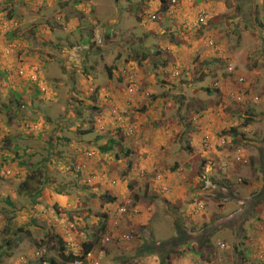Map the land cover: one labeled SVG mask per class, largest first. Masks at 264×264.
<instances>
[{"label": "rangeland", "instance_id": "obj_1", "mask_svg": "<svg viewBox=\"0 0 264 264\" xmlns=\"http://www.w3.org/2000/svg\"><path fill=\"white\" fill-rule=\"evenodd\" d=\"M178 1L173 15L159 11L162 0H0V154L8 159L4 162L0 158V165L11 166L7 170L10 173L0 170L1 175H7L5 184L8 183L0 186V212L3 208L7 216L17 212L20 227L30 216L21 233L27 241L17 248L12 246L15 253L5 256L2 264H40L41 258L45 260L43 264L50 259L61 264L58 240L48 241L44 235L68 240V250L78 253L79 243L100 234L104 214L109 215V234L92 254L100 258L101 264H192L195 255L185 257L177 251L192 242L174 241L178 235L176 227L187 224L193 232L202 228L185 217L191 201L173 203L169 197L175 194L187 198L191 191H199L195 186L200 183V177H196L200 174L201 179L210 176L214 184L264 185V3ZM201 6L209 9L212 18L197 30L191 24L195 10ZM10 12L16 14L13 19H9ZM90 30L94 31L95 40L84 44ZM144 53L150 61L142 59ZM227 64L245 77L242 86L235 78L227 77ZM93 65L94 71L89 69ZM176 66H191L182 80L187 83L186 88L180 79L172 77ZM108 67H115L113 79L109 78ZM134 81L139 90L130 95L129 85ZM142 83L146 86L142 87ZM235 88L249 89L248 94L257 96L258 101H232L229 93ZM97 96L101 111L93 108V98ZM135 97H142L140 106L145 103L146 108L136 107ZM161 100H165L164 111L171 123H158L153 134L157 142L146 151L153 156L172 137V150L179 151L177 159L172 158L167 166L162 163L155 170L151 163L142 166L148 171L147 180L135 171L133 175L122 171L127 176L123 178L120 171L110 169L115 162L111 157L100 162L97 147L113 139L126 150L129 123L139 129L144 121L155 118L159 108L148 107L151 101ZM125 102L133 103L135 117L127 118L131 110ZM27 124L32 126L30 135ZM99 134L102 138L95 146ZM6 146L9 152L3 151ZM155 146L157 151L150 150ZM239 151L249 159L247 164L235 161ZM87 152L92 156L88 162ZM174 163L177 167L184 165V169L171 177ZM209 163L213 166L208 167ZM186 165L189 167L185 170ZM235 166L234 176L231 169ZM124 168L125 165L120 167ZM81 169L86 170L83 175L78 173ZM189 169L197 181H187L185 187L174 186L171 181H185ZM33 174L31 191L41 188L42 197L31 216L32 204L20 194L19 186ZM47 177L52 184L42 183ZM86 178L91 179L92 186L85 185ZM135 178L137 182L131 187ZM152 183L156 191L150 193ZM94 184L100 185L99 190ZM58 190L69 195L66 207L55 206ZM109 190L117 199L110 204L103 200ZM219 196L204 202V210L210 214L220 210L223 206L218 203ZM6 199L14 207L8 206ZM243 207L238 199L229 201L224 210L226 219L219 221L227 227L218 229L226 233L208 240L213 245L218 242L216 239L222 240L220 243L226 248H217L210 263L215 264L222 257L224 264H264V218L258 220L255 213L250 216L251 204ZM201 209L197 207L195 214ZM258 211L264 214V205L260 204ZM8 224L0 213V251L5 246L7 235L3 230ZM121 234L134 238L122 242L118 240ZM35 241L41 244L39 251L35 250Z\"/></svg>", "mask_w": 264, "mask_h": 264}, {"label": "crops", "instance_id": "obj_2", "mask_svg": "<svg viewBox=\"0 0 264 264\" xmlns=\"http://www.w3.org/2000/svg\"><path fill=\"white\" fill-rule=\"evenodd\" d=\"M185 18L187 19V17H185ZM195 21H196V19H195ZM166 44H168V43H166ZM168 46H171V48L175 47L174 45H168ZM177 63H180V62H177ZM176 67L179 68L180 66H176ZM189 68H191V66L187 67V69H189ZM144 86H146V84H144ZM142 87H143V85H142ZM96 90L98 91V88ZM93 99H94V101L96 100V103H94V106H97V104L99 103L98 96L93 98ZM134 99H136V97ZM135 101H137L136 103L138 104V106L135 105L136 107H138V108L139 107H142V108L146 107L145 103L142 104V106H140L141 103L144 101V99H142V97L136 99ZM163 102H164V100H161V101H157L154 104V105L159 104V107H160L158 109L159 115H157L158 112H156V114H154L155 118L152 117V120H149L148 122L144 121L143 125L139 126V130L136 132L137 134L134 135V137L132 139L128 140V144H129L128 148L133 150V152L135 154V157H136L137 164L140 166V169H142L141 168L142 166H143V168L144 167H148V166H145V165H147V163H151L152 164L151 166H154V167H151L152 170H155L156 168H159L160 165H162V163L164 164V166H167L168 163L171 161V159L172 158L173 159H175V158L177 159V155L179 154L178 153L179 151L173 152V150H172V143L174 142L173 140H171L172 137H170L164 143V145H162L161 149H158V151L163 150L162 153H158V151L156 150V148H157L156 146L153 147L152 149H150V150L157 151L155 154H153V156H150V152L146 151V150H148L147 147H150L152 144L157 142L156 141L157 139H153V137H154L153 135L146 142H143V143H141V142L131 143L135 139V137L139 134L140 130L145 128L147 123H152L153 128H154L156 123L161 122L160 125L163 124L164 118L166 117V114H165V111H164L165 107L162 105ZM132 105H133V103H132ZM132 105L131 104L129 105V110H131V111H129V113L127 115L128 119H131L134 116L135 110H133L134 107ZM170 106L172 107V104H170ZM171 107H169V108H171ZM98 111H100V109ZM147 113L151 116V111H148ZM167 123L170 124L171 121H169ZM130 126H132V125H130ZM155 129L157 130L158 128H155ZM162 129H165V128H162ZM95 140L96 141L93 143V145L96 146L97 145L96 143H97L98 139L96 138ZM192 140L193 139H191L190 141H192ZM102 145L105 146V145H107V143H102ZM179 150L181 152L185 151L184 149L181 150V148H179ZM193 154H197V153L193 152ZM99 156H100V153H99ZM106 157H109V158L111 157L112 159H114L113 156L111 154H109V155H105V156L101 157L100 162H104L105 163L106 160H107ZM148 159H154V161L148 160ZM90 161H91V159H90ZM124 161H125V163L122 162V161L113 162V164L110 165L111 166L110 169L112 170L116 166H119V163L121 164V166L128 163L126 159ZM96 164H98V163L96 162ZM138 165H136L133 168V170L136 171ZM211 165L213 166L212 163H209L208 167L211 166ZM183 166L176 167L175 170H172V171H174V173H172L173 175L171 177H175L177 175H180V172H182V170L184 169ZM188 167L189 166L186 165L185 166V170ZM93 170L96 171L98 169L96 167H93ZM191 170L192 169L188 170L189 174L186 175L188 177L185 179V181L182 180V179L177 180L176 182L175 181L174 182L171 181L173 183V185L174 186L175 185H179L180 187H182V186L185 187V185L186 186L188 185V182L191 183L192 180L197 181L196 179L192 178V174H190ZM236 172H237V167L235 166L233 169H231V173H232V175L235 176ZM133 174H134V172L130 173L129 175H133ZM184 174H186V172ZM196 177H200L199 178L200 183H198L195 186V187L199 188V191L193 192V191L189 190V191H191L192 195L188 194L187 198H185L184 196L175 195V194H172L169 198L173 201V203L174 202H179L181 204L182 203L187 204V202L191 201V206L192 207L188 208L187 210L184 209L182 212H184L186 210V213H187V214L185 213L186 219H188V221L191 222V223L200 224V227L202 229L199 232H193L192 229H190V228L187 229V227H188L187 224L184 225L183 227H179L178 226V227H176L178 235H177V237L174 238V241L179 239V240H182V242H183L184 241L183 239H188L190 242H192L191 245L185 244V246H182V248H183L182 250H180V251L177 250L178 252L183 253L184 255H186L185 257H188L189 255H195L196 260H192V264H195V263L196 264H199V263L200 264H212V262L210 263L209 261L210 260L213 261V258H214V257L212 258L213 253L215 252V254H216L218 252L217 248L219 249L218 244L220 242H224V241L216 239V238L219 235H224L226 233V232H219L218 229L220 230L222 228L224 229L225 227H227V225L224 222H219V221H221V220L224 221L226 219L227 215H226V211H224V210L227 209L229 201L230 200H234V199H238L240 201V206L241 207H243V206L245 207L247 205L250 206V204H251V208H250L251 213H249L250 216L255 213L257 219L260 220L261 217L264 218V214H262L263 210H262L261 214L258 211L259 205L260 204L264 205V191H263L264 189L261 191V189L263 188L264 185L263 186H257V185L255 186L254 182H252L253 184L252 183L249 184V187L248 186H244L243 187V185L237 184V182H236V185L235 184H225V183L224 184H218V183L214 184V182L210 178V176H208V178L206 177V179H201L203 177L201 174L200 175H196ZM142 178L143 177H141V179ZM154 191H156V190L154 188V184L152 183L150 185V187H149V192L152 193ZM162 193H164L163 190H162ZM213 195H215V196H213ZM218 195H221L218 198V200H219L218 203L221 204L223 207H221L220 210L215 211L213 214H210L209 212L204 210L205 209L204 205H206V204H204V202L209 200L211 197L216 198ZM222 196H225L226 199L223 200L221 198ZM181 198H183V199H181ZM185 199H188V200L186 201ZM257 202H263V203H257ZM254 205H255V207H254ZM197 207H199V208L202 207V209L198 212L199 214H195V212H194V211L197 210ZM252 209H254V211ZM178 214H179V212H178ZM214 214L216 216H213ZM256 229L260 230V228H256ZM255 233L257 235L259 234V232H255ZM214 235L217 236V237H214V239H216L215 241H218V242H216L215 245H213L210 242H208V240L212 239ZM251 236H252L251 238L253 240V236L254 235H251ZM258 241H261V240L259 239ZM201 244H203V245H201ZM210 244H211V247H210ZM212 245L214 247H212ZM198 259H199V261H197Z\"/></svg>", "mask_w": 264, "mask_h": 264}, {"label": "trees", "instance_id": "obj_3", "mask_svg": "<svg viewBox=\"0 0 264 264\" xmlns=\"http://www.w3.org/2000/svg\"><path fill=\"white\" fill-rule=\"evenodd\" d=\"M162 3H164L166 5V1L165 0H162ZM164 4H163V8H161L159 10L161 13H164L166 11V6L164 7ZM13 16H16V14L10 12L9 13V19H13ZM157 16L159 17V13H157L156 17ZM19 18H22V17L19 16ZM8 36H9V34H8ZM14 39H16V37ZM115 39L116 40H119L118 38H115ZM92 40H95V33H94V31L90 30L88 37L87 38L85 37V39H83V41H84V44H90L92 42ZM90 48H91V45H90ZM160 48L162 49L161 46H160ZM160 52L162 53L163 51H160ZM160 52H156V55H159ZM142 59L146 60L147 62L151 60L150 56L147 55L146 53L143 54ZM175 64H174V66H175ZM90 67H89L90 70H93L94 71L96 69L95 65H93L91 68ZM113 68H115V67H108V72H109V78L110 79H113L114 78V74H113V71H112ZM89 69H85L84 71L85 72L87 71V72L90 73ZM190 70H191V68L187 69L185 66H180L177 69V73H176L175 77L173 75H172V77H174V79H180L178 81L182 84V86L184 88H186L188 85H186L187 83L184 82V81H182V80L184 79V77H183L184 75L185 76H188V73H189ZM168 77H171V76L168 75ZM181 77H182V79H181ZM119 80L121 82L123 81L122 78H120ZM144 84L145 83H142V85H144ZM38 92H40V90H38ZM215 92L216 93L219 92L218 87L216 88V91ZM208 93L209 94H212L210 90H209ZM161 96H163V95H161ZM156 102L157 101H155V102H152L151 101L148 108L150 109L151 107H153ZM162 105L163 106L165 105V100H164V102H163ZM155 107L156 108H160L159 107V104H157ZM93 108L95 110H99L100 109V111H101V108H99V106H94ZM144 108H146V107H143V109ZM157 127H158V123L155 124L154 128H157ZM92 129H90L89 132H92ZM26 130H27L28 134L30 135L31 134V130H32V126H30V124H27ZM136 134L137 133L135 131H134V134L131 135V136H128L127 133H126L127 139L128 140L129 139H132L134 137V135H136ZM101 138L102 137L99 134L98 137H97V139L100 140ZM65 140H66V142L69 141L68 138H66ZM98 140H97V142H98ZM50 145H52V144H50ZM97 148H98L97 149L98 150V154L100 153V156L101 157H103L105 155L111 154L113 156V158L115 159V162L122 161V162L125 163L124 160L125 159L127 160L128 163L125 164V166H126L125 169H120V167H121V164L120 163H119V166H116L115 168H113V171H115L116 173H119V171H120V174H121V176L123 178H127V176H125L122 171H125L126 173L127 172H131L132 173V172L135 171V170H133V167H135L138 164H137L136 157H135V154H134V152H133L132 149L126 147L127 149L125 150L124 149L125 147H123V148L121 147L120 142H117L116 140H113V139H110V141L107 142V145H105V146L104 145L98 146ZM15 149H17V151H18L19 147L17 146ZM26 149H27V146H26ZM90 149L91 148H89L88 150H90ZM48 150H51V149H48ZM3 151H8L9 152L10 151L9 146H6V149L3 150ZM81 152H82V149H81ZM0 158L4 162L8 160L4 155H1V154H0ZM89 160H90V158L87 157V162ZM237 164H241V163H237ZM176 167H177V163H174V165L170 169L171 170H175ZM9 168H11V166L0 165V170L1 169L6 170V171H3V174H6L7 172L10 173V171H7ZM78 171H79L78 173L79 174H82V175H83V173L86 172V170L84 171L82 169H81V171L80 170H78ZM92 172H94V171H92ZM136 172L138 174H140V176H142L144 178V180H147L148 177H149V175L147 174L148 172L145 171V170L143 171L142 169H140V166L139 165L137 166V169H136L135 173ZM141 173H142V175H141ZM87 176L89 178L91 177V175L90 176L87 175ZM6 178H7V175H1L0 174V186H1V188L4 187V184H5V181H6L5 179ZM34 180H35L34 174L33 175H30L19 186L20 187L19 190L21 191L20 194L25 195L30 200V202L32 204L31 209H30V212H31L30 215L31 216L34 215V214H32V211H33L34 206L36 204H38V199L42 197V189L41 188L34 189V192L31 191L32 183L34 182ZM89 181H91V179H88V178L85 179V185L86 186H92V184ZM134 182H137V179L136 178L133 179V180H131V183H130L131 184V187H133V183ZM42 183L44 185H46V184L47 185L48 184L49 185L52 184V182H51V180H50L49 177L45 178V181H43ZM7 184H5V185H7ZM93 187L95 188V190H99L100 185L94 184ZM113 192H114L113 190H109L103 196V200L106 199V202L105 203H109L110 204V203L116 202L117 199H116V196L113 195L114 194ZM68 196L69 195L65 194L64 192H62L60 190L56 191V193H55V199H56L55 206L56 207H58V206L59 207H61V206L62 207H66L67 206V203L66 202L68 200ZM136 197H137V195H136ZM6 204L8 206L10 205L11 207H14V205L10 201V199H6ZM6 212H7V210L5 208H3L1 210V212H0L2 215H4V218H6V220L9 222V224L6 225V227L3 230V232L7 235V239L5 241H3L5 243L4 244L5 246H3V249L0 251V263L1 264L3 263V259L5 258V256H10V255H12V254L15 253L14 250L12 249V246H15L17 248L19 246V244L23 245V243L27 241V239L24 236H22V234H21L23 232L22 225L27 224L28 221H29V219H30V216L27 217L26 219L24 218L25 220L22 221L23 223H22V225L20 227V224L19 223L21 221H16L17 220V217H16V213L17 212L12 211V212H10L11 215H9V216L6 215ZM108 218H109V215L108 214H104L103 222H100L101 223L100 234L93 235V238L92 239H89V240L88 239H85L82 243H79L80 246L78 245V247H77L78 248V253L75 252L74 250H72V251L68 250V243H69V241L68 240L61 239V237L58 236V235H56V236H54V238H52L48 234H45L44 237L48 241L58 240L59 245H60L61 264H68L70 262H72L73 264H88V262L92 258H94V257H91V259H89L90 256L92 254H94V251L96 250V248L97 249L99 248V246L101 244L102 238L107 234V229H108V222H107V220H108ZM33 222H37L38 223L37 220H33L32 223ZM14 232L16 234H14ZM12 234H14V235H12ZM35 245H36V248H37L35 250L39 251L38 247L41 244L38 241H35ZM103 253L105 254L106 251H103ZM44 262H45L44 258H41V263L40 264H43ZM48 262L49 263H46V264H57L56 263V260H53V259H50Z\"/></svg>", "mask_w": 264, "mask_h": 264}, {"label": "built area", "instance_id": "obj_4", "mask_svg": "<svg viewBox=\"0 0 264 264\" xmlns=\"http://www.w3.org/2000/svg\"><path fill=\"white\" fill-rule=\"evenodd\" d=\"M172 4L175 5L177 4V0H173ZM172 12V11H171ZM209 19V14L206 12V10L201 9L198 13V21H197V25H205L207 23ZM211 44H213V41H210ZM125 73L128 71H124ZM129 75V74H128ZM227 75L228 77H234L236 79V81L240 84L243 85L246 81L244 76H241L237 71L236 68L232 65L229 64L228 68H227ZM215 87L219 88V82H217L215 84ZM138 86L136 84V82L134 81L133 83H130L129 85V93L130 95L135 94L136 92H138ZM248 91L245 90H241V89H233L231 90V92L229 93L230 98L232 99V101L236 102V103H245L246 101H249V99L251 98L252 102H257L258 101V97L257 96H253V94H248ZM131 102V101H130ZM119 120L120 122L122 121V118L119 116ZM224 144V141H223ZM222 144V145H223ZM89 156H91L89 154ZM235 161L237 163H241V164H247L249 162V160L245 157V155L239 151L237 155H235L234 157ZM126 208H124L122 211H126ZM134 236L131 234H121L118 238V240L122 241V242H131L133 240ZM108 242L111 241V238L107 239ZM222 248H224V245H221ZM91 257H93L92 255L90 256L89 259H91ZM88 264H101L100 263V258H92Z\"/></svg>", "mask_w": 264, "mask_h": 264}, {"label": "clouds", "instance_id": "obj_5", "mask_svg": "<svg viewBox=\"0 0 264 264\" xmlns=\"http://www.w3.org/2000/svg\"><path fill=\"white\" fill-rule=\"evenodd\" d=\"M172 1L173 0H169L167 3H166V5L164 4V3H161L160 2V8H159V10L161 9V8H163V4H164V7L166 6V11L168 12V13H172L173 15H174V12H175V8H173L175 5H173L172 4ZM178 0H177V4H178ZM261 3H264V0H261ZM162 6V7H161ZM201 9H203V10H206V12L209 14V19H208V21H207V23L211 20V14H210V12H209V9H207L206 7H204V6H201V7H199V8H197V10H195V15H194V17H195V19H196V21L194 20V22L191 24V26H193V28H195V29H199V28H201V27H204V26H206L207 25V23L205 24V25H197V21H198V13H199V11L201 10ZM172 11V12H171ZM177 11V10H176ZM156 17V16H155ZM157 18V17H156ZM228 65L229 64H227V67H226V75H227V68H228ZM177 69L178 68H176V69H174V73H175V75H176V73H177ZM173 75V74H172ZM175 75H173L174 77H175ZM227 77H228V75H227ZM228 78H230V77H228ZM231 78H234V77H231ZM236 81V80H235ZM217 82H219L218 80H217ZM216 82V83H217ZM237 82V81H236ZM215 83V84H216ZM238 85L239 86H242V85H240L239 83H238ZM215 86V85H214ZM215 88H217V87H215ZM219 89V88H218ZM236 89V88H235ZM239 89V88H238ZM248 92L247 93H249V89L247 90ZM253 96H254V94H253ZM251 100V98L249 99V101ZM248 101H246L245 103H247ZM131 103V102H130ZM127 104V109L129 108V104L128 103H126ZM244 104V103H243ZM169 116H171V114H169ZM125 117V116H124ZM168 120H169V117H165L164 118V124L165 125H167V122H168ZM130 125H132V126H130V131H128V132H126L127 133V135L128 136H131V135H133L134 134V131L135 132H137L139 129H138V127H136L134 124H131V123H129ZM123 126V125H122ZM156 132V129L155 128H153V126H152V124L151 123H149V124H147L146 126H145V128L144 129H142V130H140V132H139V134L135 137V140L136 141H138V142H141V143H143V142H146L154 133ZM87 154L88 155H86V157H92V156H89V153L87 152ZM74 226H72V228H73ZM221 245H224V248H222L221 247ZM225 248H226V246H225V244H223V243H220L219 244V249H221V250H225ZM200 264V263H199ZM215 264H224V261H223V258L222 257H219V260H218V262H216Z\"/></svg>", "mask_w": 264, "mask_h": 264}]
</instances>
